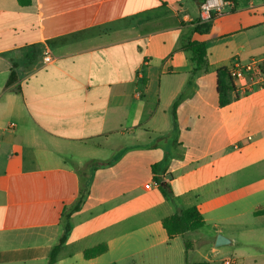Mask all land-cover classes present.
Here are the masks:
<instances>
[{
	"label": "crops",
	"instance_id": "0c3cea01",
	"mask_svg": "<svg viewBox=\"0 0 264 264\" xmlns=\"http://www.w3.org/2000/svg\"><path fill=\"white\" fill-rule=\"evenodd\" d=\"M235 2L207 17L195 0H0V264H48L55 247L54 264L194 263L200 230L161 225L192 206L204 225L224 212L201 262L243 264L217 260L218 235L264 252V89L217 94L219 69L264 58V0ZM188 40L208 58L192 79Z\"/></svg>",
	"mask_w": 264,
	"mask_h": 264
},
{
	"label": "trees",
	"instance_id": "16d2710c",
	"mask_svg": "<svg viewBox=\"0 0 264 264\" xmlns=\"http://www.w3.org/2000/svg\"><path fill=\"white\" fill-rule=\"evenodd\" d=\"M197 2H202L205 0H195ZM226 2H232L235 5V0H225ZM209 24L198 25L194 28L196 33H204L209 30ZM182 50L185 53L186 57L192 64V69L190 72V79L196 76L199 73H206L208 71V58L206 53V48L204 43H199L195 41H185L182 46ZM13 77H9L7 84L12 82ZM190 82V80H189ZM234 93V88L232 85L231 78L225 68H221L217 71V94H218V104L220 107L225 106L229 102V95ZM235 94V93H234ZM183 95H180L176 101L173 103L171 110V118L173 122V130L176 129V115L175 110L179 103L182 101ZM164 141L165 137H160L158 140ZM168 152L165 151V156L167 157ZM158 166L154 165L151 167V171L153 173V183L156 188L160 191L162 196L168 200L173 198L172 191L168 183L163 182L161 177H157ZM88 193L86 183H81V188L79 192V197L77 199L76 204L66 212V218L68 219L69 215L75 211L80 209V205L82 204L84 198ZM255 215H264V209L258 210L254 212ZM204 217L199 212L197 207L192 206L186 209L178 210L173 215L165 217L161 220L162 228L165 230L167 237L172 239L176 236H182L185 233L193 232L201 229L204 226ZM66 230H68V226H66ZM62 241V240H61ZM191 242L185 243V249L188 252L191 249ZM106 245H98L84 252L85 259H91L103 254L106 251ZM57 248L55 247L48 259V264H54L55 255ZM187 264H206L205 262H194Z\"/></svg>",
	"mask_w": 264,
	"mask_h": 264
},
{
	"label": "built area",
	"instance_id": "2783aa9c",
	"mask_svg": "<svg viewBox=\"0 0 264 264\" xmlns=\"http://www.w3.org/2000/svg\"><path fill=\"white\" fill-rule=\"evenodd\" d=\"M228 4L225 0H205L199 3V10L209 17L213 13L221 14ZM44 60L51 62L53 58L47 54ZM226 70L231 78L235 94L245 95L264 89V58L246 63L234 61ZM223 264H232V261L226 259Z\"/></svg>",
	"mask_w": 264,
	"mask_h": 264
},
{
	"label": "rangeland",
	"instance_id": "374dc122",
	"mask_svg": "<svg viewBox=\"0 0 264 264\" xmlns=\"http://www.w3.org/2000/svg\"><path fill=\"white\" fill-rule=\"evenodd\" d=\"M256 4L258 2V0H255ZM225 13L229 12L228 7H226L224 9ZM170 142V139L166 142H163L164 145L168 146V143ZM231 150H234L233 147H230ZM240 211H242V208H239ZM224 213V212H222ZM221 213V214H222ZM221 214H219V212H215L214 214H212L211 217L212 220H210L209 222H207V224L204 225L203 228L199 229L200 233L202 236L199 237V241H197L196 243L191 245V248L193 249V259L194 262H201V261H205L206 257H210V259H212L214 256L213 254L210 252V247L212 245V240L215 236V228H213V224L214 222L219 218L218 216H220ZM227 215V214H224ZM242 219L245 220V217H243ZM231 232H236V231H244V230H228ZM194 236V235H193ZM191 237V239H194V237ZM198 235H195V237ZM237 248L236 253L234 252V250ZM216 250L218 251V256L216 257L217 260L226 257V258H231L233 259V257L236 256H241L243 258L242 262L243 264H252L253 260H261L262 258H260V255H264V252L262 251H258L254 246L252 245H245V244H240V245H220L216 247ZM235 253V254H234Z\"/></svg>",
	"mask_w": 264,
	"mask_h": 264
},
{
	"label": "water",
	"instance_id": "95a60500",
	"mask_svg": "<svg viewBox=\"0 0 264 264\" xmlns=\"http://www.w3.org/2000/svg\"><path fill=\"white\" fill-rule=\"evenodd\" d=\"M229 243H230V241L227 238H225V237H223L221 235H218L217 238H216V241H215V245L216 246L226 245V244H229Z\"/></svg>",
	"mask_w": 264,
	"mask_h": 264
}]
</instances>
